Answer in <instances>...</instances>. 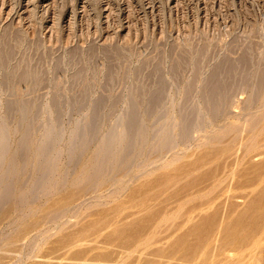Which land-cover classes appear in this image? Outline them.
<instances>
[{
  "label": "rangeland",
  "instance_id": "1",
  "mask_svg": "<svg viewBox=\"0 0 264 264\" xmlns=\"http://www.w3.org/2000/svg\"><path fill=\"white\" fill-rule=\"evenodd\" d=\"M7 40L23 61L20 66L14 55L11 68L25 70L22 63L36 53L27 70L35 62L41 67V59L38 69L46 73L42 77L37 69L40 77L34 68L44 79L34 90L20 82L5 89L2 79L12 69L4 73L0 66V144L8 148L0 151V174L9 169L10 158L18 162L15 179L8 177L16 191L0 205V264L264 263V89L250 103L256 90L236 88L232 76L229 100L220 103L216 117L203 99L205 81L222 63L236 64L249 54L251 78L264 67V0H0V50ZM235 73L237 82L242 73ZM158 77L169 88L153 116L141 120L149 129L147 141L136 144V162L120 164L126 140L120 144L123 134L115 125L126 112L127 96L147 98ZM80 96L86 99L77 105ZM54 99L58 109L49 108ZM98 100L106 103L99 134L71 147L76 126L88 120ZM30 102L35 119L26 145L33 150L48 139L55 112L62 115L58 129L53 127L52 164L41 191L36 185L41 157L16 148L22 140L18 110ZM9 108L16 120L5 123V137L1 128ZM187 112L196 125L183 141L180 116ZM169 132L175 136L171 150L164 144ZM110 137L121 145L113 150L117 158L113 152L103 155ZM100 156L107 165L101 169L93 164ZM227 238L236 246L228 247ZM239 239L245 252L234 251Z\"/></svg>",
  "mask_w": 264,
  "mask_h": 264
},
{
  "label": "bare ground",
  "instance_id": "2",
  "mask_svg": "<svg viewBox=\"0 0 264 264\" xmlns=\"http://www.w3.org/2000/svg\"><path fill=\"white\" fill-rule=\"evenodd\" d=\"M17 33V32H16ZM12 34V33H11ZM15 34V33H14ZM16 35H18L19 36V33L18 34H16ZM20 35H21V33H20ZM9 36V35H8ZM7 36V37H8ZM12 36V35H11ZM23 36V38H24V35H22ZM6 37V36H5ZM19 37H21V36H19ZM8 38H10V36L8 37ZM12 38L14 39V38H17V36L15 37V35L14 36H12ZM22 38V37H21ZM2 39V38H1ZM12 39V40H13ZM16 40V39H15ZM15 40H13L12 42H14ZM24 40H26V39H21V41H22V43H24L23 41ZM2 42H3V40H1ZM18 41H19V38H18ZM27 41V40H26ZM38 41V40H37ZM4 42H5V39H4ZM8 40H7V43H5V46H4V48H2V49H4V50H0L1 51V55H0V66L4 69L3 70V72L5 71H9V69L11 68L10 67V65L12 64L11 62L14 60V48L18 45V43H16L17 45L15 46L14 44H15V42L13 43V47L14 48H12V46L10 47L9 45H8ZM30 42V41H29ZM21 43V44H22ZM38 43V42H37ZM1 45H2V43H0ZM4 44V43H3ZM25 44H26V42H25ZM11 45V44H10ZM19 45H20V41H19ZM22 45H24V44H22ZM30 45H32L31 43H30ZM27 46V45H26ZM1 47V46H0ZM19 47H22L21 45L19 46ZM18 46H17V48H19ZM24 48H26L25 47V45L23 46ZM29 49V48H28ZM34 49H36V48H33V50ZM44 49V48H43ZM19 50H21L20 48H19ZM24 50V51H23ZM26 50H27V48H26ZM17 52H18V50H16ZM16 51H15V53H16ZM28 51V50H27ZM46 51V50H45ZM116 51V50H115ZM23 52H24V54H27L28 56H29V53H27L26 51H25V49H23L22 48V54H23ZM26 52V53H25ZM19 53H20V51H19ZM20 53V54H21ZM30 53H32L33 54V52H30ZM35 53V52H34ZM110 53V52H109ZM17 54V53H16ZM21 54V56H22V58H20V59H22V60H26V58L24 59V56ZM32 54H31V56H32ZM38 54V56H39V52L37 53ZM43 54V53H42ZM42 54H41V57H43L42 56ZM74 54V53H73ZM116 55H117V53H115ZM35 55H36V53H35ZM35 55H33V56H35ZM75 55V54H74ZM108 55V54H107ZM247 55H249V54H246L245 56H244V54H243V56L237 61V63L235 64V62L234 63H230V62H224V63H222L220 66H218V67H215V69L213 70L212 69V73H211V75L207 78V80L205 81V84L203 85L204 87V92H203V94H204V96H203V99H204V103L206 104V108H207V110H208V112H211L212 113V116H215L216 115V113L220 110V103L221 102H225V100L226 99H228L229 100V97H228V95H227V93H229L228 91V89H229V87L230 86H232L233 85V82L234 83H237V84H234L235 86H236V88H237V86H238V88H240L241 87V89H248V88H253V89H255L256 90V95L250 100V103H254L255 101H256V99H257V93H260V92H262L263 91V89H264V67H262V69L261 70H259V74L258 75H255L254 77H250V71H248L249 70V68H250V66H251V63H250V61L249 60H251V59H248L246 56ZM30 56V57H31ZM33 56H32V59H33ZM76 56V55H75ZM75 56H74V58H75ZM112 56V55H111ZM113 56H114V54H113ZM15 57H16V55H15ZM18 57H20L19 55H18ZM18 57H16V58H18ZM27 57V56H26ZM106 57H108V56H106ZM105 57V58H106ZM115 57H117V56H115ZM16 58H15V60L14 61H16ZM28 58V57H27ZM37 58L38 57H36L34 60H36V61H38L39 59H40V56H39V59L37 60ZM71 58L73 59V57L71 56ZM77 58V57H76ZM32 59H30L29 58V60L28 61H31ZM112 59H113V57H112ZM18 60H19V58H18ZM18 60L16 61V63H21V62H23V61H21V60H19V62H18ZM27 60L25 61L26 63H22L23 64V67L25 66V70H24V68H22V72L21 71H19V69H21L20 68V66H22V65H18L17 64V66H19V68H15V67H17L16 65L13 67L12 66V71H10V75L8 76L7 74H6V77H4V79H2L4 82H3V86H4V84H5V89H6V87H7V85L8 84H13V83H15V82H20L21 84H26L27 86H29V87H31L30 89H32V90H34L35 89V87L37 88V86L39 85L38 84V82H39V80H41V81H44V79H40L39 78V72L41 71V67L43 66V61L41 60H39V62L41 63V67L39 66H37L38 65V63L37 62H35L34 60H33V63H34V65L37 67H34L35 68V71L38 69V68H41L40 70H39V72H37V74L39 75H37L36 73H35V71H33L34 70V68H33V70H32V67H30V70L32 71V72H30L29 70H27L28 68L27 67H29L30 66V64H29V62H27ZM44 60V59H43ZM75 60V59H74ZM113 60H115L116 61V58L115 59H113ZM21 61V62H20ZM77 61V60H76ZM227 61V60H226ZM252 61V60H251ZM29 64V66H26L25 64ZM37 63V64H36ZM40 63H39V65H40ZM13 64H14V62H13ZM33 65V66H34ZM253 65V64H252ZM31 66H32V64H31ZM264 66V65H263ZM45 67V66H44ZM54 67V66H53ZM56 67V66H55ZM253 67V66H252ZM251 67V68H252ZM13 68H15V71L13 70ZM61 68V67H60ZM10 69V70H11ZM240 69H242V70H247L248 72H246L245 71V73L247 74H243L242 72H244V71H240ZM2 70V69H1ZM52 70H53V68H52ZM58 70H59V68H58ZM111 70H112V68H111ZM198 68L195 70V71H197L198 72ZM237 70H238V72L239 73H242L243 75H246V76H242V77H240L239 75V80L237 81V82H235V80H236V75L234 76V73L235 72H237ZM57 71V70H56ZM0 72H2V71H0ZM4 72V73H5ZM20 72V73H19ZM43 72H45V71H43L42 70V73ZM196 72V73H197ZM202 72V71H201ZM257 72H258V70H257ZM42 73L40 72V74L42 75ZM46 73V72H45ZM80 73V72H79ZM82 73V72H81ZM80 73V74H81ZM175 73H176V71H175ZM198 73H200V70H199V72ZM238 73V74H239ZM3 74V73H2ZM79 74V75H80ZM194 74H195V72H194ZM235 74H237V73H235ZM44 76V73H43V75H42V77ZM47 76V75H46ZM45 76V77H46ZM196 76V79L198 78L199 79V76H200V74L199 75H195ZM232 76L235 78V80H233V82H229V81H231V79H232ZM41 77V76H40ZM44 77V78H45ZM194 77V76H193ZM39 78V79H38ZM231 78V79H230ZM238 78V77H237ZM194 79H195V77H194ZM230 79V80H229ZM229 80V81H228ZM40 81V84L42 85V82ZM166 80L163 78V77H158V80L156 81V83H155V90L154 91H152V93H148L149 94V96H147V98L145 97V99H144V96H145V94L146 93H142L141 94V96H140V98L143 96V98H141V100H142V103H140V101H139V103L142 105L143 103H145V109H144V107H142L143 109H144V111L143 112H141V111H139V108L138 107H140L139 105V103H138V101H137V99L138 100H140V98H139V96H138V98L134 95V94H137L136 92V88L137 87H134V92H132L133 91V89H132V91L130 92V93H132L134 96H132L130 93V96L128 97L127 96V98H128V105H127V109H126V112L123 114V116L118 120V122H116L117 124L115 125L116 127H115V129H120L121 131H122V136L124 137V138H126V139H124L123 137H122V141L121 140H119V141H121L120 142V144L122 145V143H124L123 142V140H126V143H125V146H124V144H123V149H125V152H124V154L119 158L118 157V159H120V161H118V159H117V161L120 163V164H122L123 162L124 163H126V164H128V163H134V162H136V158H135V156L133 157L132 156V154L133 153H135L136 151V144H138V145H143L146 141H147V139H146V135L147 134H149V133H147V131L149 130L148 128H146V126L144 127V125H142L141 124V120L142 119H149V118H151L152 116H153V114H154V112L156 111V109H158L160 106H161V104L164 102L163 100H164V95L167 93V91H166V89H167V87L166 86H168L167 85V82H165ZM46 82H47V80H46ZM196 82V81H195ZM198 82V81H197ZM20 83H18L19 85H20ZM230 83V84H229ZM232 84V85H231ZM194 85V84H193ZM2 86V87H3ZM47 86V85H46ZM240 86V87H239ZM11 87V86H10ZM9 87V88H10ZM28 87V88H29ZM139 87V89L140 90H142V87H140V85L138 86ZM234 87V86H233ZM244 87V88H243ZM16 88V87H15ZM39 88H40V86H39ZM168 88H169V86H168ZM38 90V89H37ZM169 90V89H168ZM140 92H146V91H140ZM166 92V93H165ZM128 94V95H129ZM140 95V94H139ZM166 96V95H165ZM189 96H187L186 97V100L187 99H189L188 98ZM86 98H85V96H80L78 99H77V105H78V103H82L84 100H85ZM58 100H55L54 99V101H53V103L52 104H50V105H52L53 107H49V108H55V109H58V104H59V102H57ZM75 101V100H74ZM51 102V101H50ZM226 102H228V101H226ZM76 103V102H75ZM74 103V104H75ZM72 104V103H71ZM35 104H34V102H30V103H27V104H24L23 105V107L21 108V109H19L18 110V112H19V114H20V116H18L19 117V119L16 121L17 122V124L15 123V122H13V123H15V125H17L16 126V132L18 133V134H20V140H21V142L19 141L18 142V144H16L17 146H16V148L17 149H19L20 151H26V152H28V153H32L33 154V152H35V153H37V154H33V155H38L39 157H41V159L39 158H37V163H38V160H39V163H40V167H39V172L37 173V178H36V185H39L38 187H39V190H40V185L41 184H44V182L45 181H47L48 180V177H49V169L48 168H50V166H51V161L48 159V155H49V153L52 151V149H53V146H54V141H55V139H56V134L54 133L55 132V130H53L55 127H57L56 129H58V127L60 126V124L59 123H61L60 122V120H61V113L59 112V110H57V112H55V114H54V116H53V123L54 124H52L53 126H50V125H47V126H49L48 127V132H47V130H46V133H45V130H44V133L46 134V135H48L47 137H48V139L46 140V142L43 144V145H38V146H36V147H34V150H33V148L31 147V146H28V145H26V141L27 140H29V138H31L30 136H32L30 133L33 131V130H31V127H32V122H33V120H30V119H35V117L33 118V116L31 117V109H32V107L34 106ZM74 106V105H73ZM106 107V103L104 102V101H102V100H98V101H96V102H94V104H93V108L91 109L92 110V112H91V114H90V116H89V118H88V120L84 123V124H82L81 125V123H79L77 126H76V128H75V132L73 133V135L75 134V136H74V141H72L73 143H71V147H73L74 146V144H75V141L76 140H79V141H82L81 142V145H82V143L84 142V143H86V141L88 140L89 142L94 138V137H96L99 133V131H100V128H101V125L103 124H101V122L103 121V116L105 115H103L102 116V114H103V111H104V108ZM114 108H115V106H113ZM117 107V106H116ZM44 109V108H43ZM46 109V108H45ZM189 112H193V111H189ZM189 112H187V113H182V115L180 116L181 117V131H180V134H179V138L181 139H183V141H186L187 140V136H188V134H189V132H191V130L192 129H195V127H194V125H196V123L194 124V121H193V117L191 116V113L190 114H188ZM15 113H16V111L13 109V108H9V109H7V111H6V115H5V117H4V126L1 128V134H3L5 137H8L9 136V133H8V129L6 128L7 126L5 125V123H7L8 121H11V120H16L14 117H15ZM43 113V112H42ZM48 113V112H47ZM47 113H45V114H47ZM41 114V113H40ZM44 114V115H45ZM49 114V113H48ZM63 114V113H62ZM197 114V113H196ZM215 114V115H214ZM39 114H37V116H38ZM41 115H43V114H41ZM48 116H50V115H48ZM48 116H46V117H48ZM106 116V115H105ZM16 117H17V115H16ZM17 117V118H18ZM31 117V118H30ZM41 116L39 115V118H40ZM45 117V116H44ZM192 117V118H191ZM216 117V116H215ZM14 118V119H13ZM38 118V117H37ZM36 118V119H37ZM101 118H102V120H101ZM107 118V117H106ZM47 119H49V117L47 118ZM50 119H51V117H50ZM110 118H108V120H109ZM192 119V120H191ZM195 119V118H194ZM104 120H105V118H104ZM197 120V119H196ZM196 120H195V122H196ZM32 121V122H31ZM179 121V122H180ZM193 121V122H192ZM31 122V123H30ZM106 122V121H105ZM9 123V122H8ZM48 123H52L51 122V120H50V122L48 121ZM47 123V124H48ZM31 124V125H30ZM105 124V123H104ZM59 125V126H58ZM31 126V127H30ZM54 127V128H53ZM194 127V128H193ZM33 128V127H32ZM45 129V128H44ZM148 129V130H147ZM170 130V129H169ZM168 130V131H169ZM172 130V129H171ZM170 130V131H171ZM31 131V132H30ZM167 131V130H166ZM173 131V130H172ZM58 132V131H57ZM56 132V133H57ZM44 133H43V135H44ZM167 133V132H166ZM169 134V136H167V141H164L165 143V147H166V149H167V147L169 148V147H171L172 145V141H171V139H173L174 137L172 136V135H170V134H172V132L170 133H168ZM167 134V135H168ZM150 136V135H149ZM42 137V136H41ZM145 137V138H144ZM146 139V140H145ZM174 140V139H173ZM78 141V142H79ZM77 142V143H78ZM80 143V142H79ZM171 143V144H170ZM87 144V143H86ZM119 143H118V141L116 142V139H115V137H110V139L108 138V139H106L105 140V142L103 143V148H104V151H103V155H104V157H106V155L109 153H112V155H114V158H117V157H115V153H114V149H115V147L116 146H121ZM2 144H0V151H5V150H7L8 148L6 147L7 145H2ZM79 145V144H78ZM85 145V144H84ZM71 147H69L70 148V150H71ZM81 147V146H80ZM136 147V148H135ZM162 147H164V146H162ZM173 147V146H172ZM170 149V148H169ZM173 149V148H172ZM114 150V151H113ZM171 150V149H170ZM135 151V152H134ZM139 152H140V150H138ZM139 152H138V154H139ZM75 154V153H74ZM106 154V155H105ZM108 154V155H109ZM137 154V155H138ZM102 155V156H103ZM118 155H120V154H118ZM110 156H111V154H110ZM72 157H74V156H72ZM79 157H81V156H79ZM78 157V158H79ZM112 157V156H111ZM34 158V157H33ZM76 158V157H75ZM1 159H3V158H1ZM1 159H0V164L1 163H3V160L1 161ZM72 159V158H71ZM18 161H19V159H18ZM95 161V163H93V164H95L94 166H95V168L97 167V168H99V169H101V168H105L106 166L104 165L105 163H104V158L103 157H101L100 156V158H99V160H97V159H95L94 160ZM93 161V162H94ZM6 162V161H5ZM16 162H17V158L16 157H13V158H10L8 161H7V163H9V169L5 172V168H3L4 169V171H2L3 173H1L0 174V186H3V189L2 190H0V205H3V203L7 200V202H8V199L10 200L12 197H11V195H14V194H12V193H15V192H13V191H16V190H13L12 189V187L14 186V184H11L12 182H15V180H13L12 181V179L11 180H9V181H11V182H8V177H9V175L11 176V174H13V177H14V175H16V173H15V171H13V169H14V165L16 164ZM116 162V161H115ZM6 163V164H7ZM18 163V162H17ZM4 164V163H3ZM3 164L1 165V166H3ZM92 164V165H93ZM8 165V164H7ZM7 165H6V167H7ZM39 165V164H38ZM118 165V164H117ZM1 166H0V168H1ZM16 166V165H15ZM93 166V167H94ZM120 166V165H119ZM122 166V165H121ZM125 166V165H124ZM128 166H130V165H128ZM113 167V166H112ZM111 167V168H112ZM98 169V170H99ZM106 169H108V168H106ZM105 169V170H106ZM109 170V169H108ZM103 171H104V169H103ZM103 171H100V172H103ZM107 171V170H106ZM11 172V173H10ZM36 173V172H35ZM20 175V174H19ZM62 175H64V174H62ZM12 177V176H11ZM12 177V178H13ZM19 176L17 175V178H18ZM13 179H15V178H13ZM19 179V178H18ZM63 179V178H62ZM99 179V178H98ZM97 179V180H98ZM261 179V178H260ZM17 180V179H16ZM94 180V179H93ZM95 180H96V178H95ZM94 180V181H95ZM18 181V180H17ZM16 181V182H17ZM258 181V180H257ZM48 182V181H47ZM10 183V184H9ZM46 183V182H45ZM17 184H18V182H17ZM24 184V183H23ZM13 185V186H12ZM15 187V186H14ZM21 187V186H20ZM1 188V187H0ZM32 188V187H31ZM14 189H16V188H14ZM32 190L33 191H31V189H30V192H34V189L32 188ZM41 191V190H40ZM39 191V192H40ZM36 192V191H35ZM38 192V191H37ZM32 193H31V195H32ZM36 194H38V193H36ZM35 194V195H36ZM33 195H34V193H33ZM34 197V196H33ZM4 201V202H3ZM2 202V203H1ZM5 204V203H4ZM260 204V203H259ZM260 208V207H259ZM262 208V207H261ZM262 210V209H261ZM260 211V210H259ZM240 216V215H239ZM252 218V217H251ZM256 218V217H255ZM191 219V218H190ZM217 222V221H216ZM243 222H244V220H243ZM247 223V222H246ZM251 223V222H250ZM203 224V223H202ZM238 224V223H237ZM258 224V223H257ZM250 225H252V224H250ZM236 226V225H235ZM242 226H243V224H242ZM260 226V225H259ZM214 227V226H213ZM219 227H220V225H219ZM238 227V226H237ZM255 227H257V226H255ZM262 227V226H261ZM195 228V227H194ZM240 228V227H239ZM249 228H250V226H249ZM216 229V228H215ZM230 229V228H229ZM253 229V228H252ZM214 230V229H213ZM261 230V229H260ZM218 231V230H217ZM233 232H234V230H233ZM238 232V231H237ZM240 232V231H239ZM238 232V233H239ZM250 232V231H249ZM252 232V231H251ZM250 232V233H251ZM254 232H256V231H254ZM218 233V232H217ZM245 233V232H244ZM249 233V234H250ZM257 233V232H256ZM261 233V232H260ZM216 234V233H215ZM231 234V233H230ZM237 234V233H236ZM233 235V237L235 236V234H232ZM255 235V234H254ZM226 236V235H225ZM236 236H240V235H236ZM235 236V237H236ZM252 235H250V237H251ZM264 236V235H263ZM229 237H232V236H229ZM234 237V239H238V238H235ZM245 237H247V236H245ZM253 237V236H252ZM257 237V236H256ZM255 237V238H256ZM221 238V237H220ZM219 238V239H220ZM261 238V237H260ZM226 239V238H225ZM230 239V238H229ZM234 239H230V241L228 240V238H227V240L231 243V245H228V244H226V245H228V247L230 246V247H233V245H234ZM242 240H243V238H241ZM257 239V238H256ZM231 240H232V242H231ZM246 240H247V238H246ZM251 240V239H250ZM255 240V239H254ZM219 241V240H218ZM236 241H237V243H236ZM226 242V241H225ZM238 242H241L240 241V239H239V241L238 240H235V244H237V246L239 247V249H234V251H239L240 253H242V252H245V251H243V249H240V245H238L239 243ZM249 242H251V241H249ZM256 242V241H255ZM260 242V241H259ZM227 243V242H226ZM232 243H233V245H232ZM254 243V242H253ZM182 244V243H181ZM186 244V243H185ZM243 244H244V242H243ZM243 244H242V246H243ZM223 245V244H222ZM226 245H225V247H226ZM251 245H254V244H251ZM256 245V244H255ZM257 245H258V243H257ZM219 246H220V244H219ZM234 246H236V245H234ZM241 246V247H242ZM250 246V245H249ZM199 247V246H198ZM227 247V248H228ZM205 248V247H204ZM207 248V247H206ZM222 248H224V247H222ZM226 248V249H227ZM235 248V247H234ZM243 248V247H242ZM252 248H254V247H252ZM245 249V248H244ZM247 249V248H246ZM249 249H251V248H249ZM256 249V248H255ZM175 250V249H174ZM173 250V251H174ZM217 250H219V249H217ZM228 250H229V248H228ZM227 250V251H228ZM241 250V251H240ZM188 251V250H187ZM204 251V250H203ZM230 251V250H229ZM252 251V250H251ZM255 251H257V250H255ZM254 251V252H255ZM183 252V251H182ZM238 252V253H239ZM248 252V251H247ZM262 252V251H261ZM201 253V252H200ZM212 253V252H211ZM216 253V252H215ZM225 253H226V251H225ZM228 253H230V252H228ZM239 253V254H240ZM252 253V252H251ZM203 254V253H202ZM218 254V253H217ZM222 254H223V252H222ZM221 254V252H220V254L219 255H222ZM244 254H246V253H244ZM253 254V253H252ZM194 255H195V253H194ZM198 255V254H197ZM228 255V254H227ZM253 255H255V253L253 254ZM186 256V255H185ZM199 256V255H198ZM214 256H215V254H214ZM244 256H246V255H244ZM248 256H250V254L249 255H247V257ZM204 257V256H203ZM206 257V256H205ZM216 257H217V255H216ZM221 257V256H220ZM251 257V256H250ZM255 257H256V255H255ZM193 258V257H192ZM198 258V257H197ZM200 258V257H199ZM212 258V257H211ZM222 258H223V256H222ZM249 258V257H248ZM251 258H253V257H251ZM190 259V258H189ZM195 259H196V257H195ZM195 259H191V260H194L195 261ZM214 259V258H213ZM244 259V258H243ZM243 259H242V261H241V259L239 260L238 259V261L237 262H243ZM245 259H246V257H245ZM245 259H244V262H245ZM263 259V258H262ZM197 260V259H196ZM200 260V259H199ZM204 260H206V258L204 259ZM207 260H210V259H207ZM215 260V259H214ZM223 260V259H222ZM230 260H231V258H230ZM252 260V259H251ZM259 260H261V258L259 259ZM202 261V260H201ZM212 262L210 263V264H212V263H214V261L213 260H211ZM235 261V260H234ZM189 262H191V261H189ZM203 262V261H202ZM202 262H201V264H202ZM205 262V261H204ZM210 262V261H209ZM219 262V261H218ZM218 262H216V263H218ZM225 262V261H224ZM229 262V261H228ZM236 262V261H235ZM235 262H234V264H235ZM248 262V261H247ZM216 263H214V264H216ZM223 263V262H222ZM255 263V262H254ZM194 264H195V262H194ZM200 264V263H199ZM204 264V263H203ZM205 264H206V262H205ZM208 264V263H207ZM218 264H221V261H220V263H218ZM230 264V263H229ZM238 264H241V263H238ZM249 264V263H248ZM253 264V263H252ZM260 264H261V262H260ZM262 264H264V263H262Z\"/></svg>",
  "mask_w": 264,
  "mask_h": 264
}]
</instances>
